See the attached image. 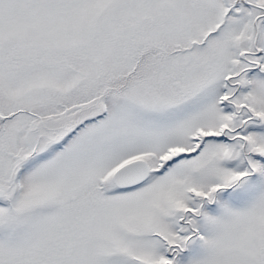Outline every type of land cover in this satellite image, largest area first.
Segmentation results:
<instances>
[{"label": "snow or ice", "instance_id": "6c2138e0", "mask_svg": "<svg viewBox=\"0 0 264 264\" xmlns=\"http://www.w3.org/2000/svg\"><path fill=\"white\" fill-rule=\"evenodd\" d=\"M0 264H264V0H0Z\"/></svg>", "mask_w": 264, "mask_h": 264}]
</instances>
